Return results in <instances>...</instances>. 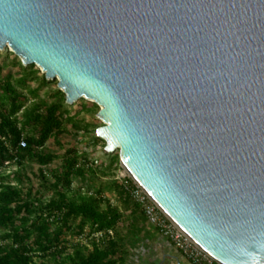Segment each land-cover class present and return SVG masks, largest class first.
Returning <instances> with one entry per match:
<instances>
[{
	"label": "water",
	"instance_id": "obj_1",
	"mask_svg": "<svg viewBox=\"0 0 264 264\" xmlns=\"http://www.w3.org/2000/svg\"><path fill=\"white\" fill-rule=\"evenodd\" d=\"M217 264H264V0H0V51Z\"/></svg>",
	"mask_w": 264,
	"mask_h": 264
},
{
	"label": "trees",
	"instance_id": "obj_2",
	"mask_svg": "<svg viewBox=\"0 0 264 264\" xmlns=\"http://www.w3.org/2000/svg\"><path fill=\"white\" fill-rule=\"evenodd\" d=\"M0 57V264H133L158 232L131 199L128 180L110 178L121 168L119 153L98 163L61 142L78 136L104 142L81 116L98 106L84 99L68 105L57 88L42 98L50 82L35 65L6 52ZM8 65L18 72L4 74ZM51 140L62 154L45 151ZM31 163L39 166V185L24 190L30 178L22 167ZM9 165L21 170L8 172ZM99 232L103 237L94 238Z\"/></svg>",
	"mask_w": 264,
	"mask_h": 264
},
{
	"label": "rangeland",
	"instance_id": "obj_3",
	"mask_svg": "<svg viewBox=\"0 0 264 264\" xmlns=\"http://www.w3.org/2000/svg\"><path fill=\"white\" fill-rule=\"evenodd\" d=\"M4 52H6L7 54H13L9 48H7L4 51H0V54H4ZM0 60H2L1 57H0ZM36 68H38V67L36 66ZM38 69L40 71V75L44 76V73H42L41 69L40 68H38ZM7 72L16 73V72H18V68L14 67L12 65H8L4 71V74H6ZM31 87L35 88L36 84L31 83ZM55 88H57V80L51 81L47 88L42 89L40 91V96L42 98L45 97L48 92L53 91ZM86 102L92 103L91 101H86ZM30 104H32L31 101L28 103V105H30ZM73 110H77V106H75ZM99 111H100V107L98 106L97 109L92 108L91 113L90 112H83L81 114V116L85 119L86 122L93 124L94 125L93 127L95 129H98L101 126H103V123L97 118V114ZM61 142L66 147L77 145L80 151H82V152L86 151L89 154V156L98 163L107 161V155L105 154V149H104L105 148L104 142H98V143H96V145H93L92 142L89 140V138L82 140V138L80 136H78L76 139L75 138H73V139L72 138L71 139L70 138H63L61 140ZM45 151L49 152V153L58 154V155L62 154V152H63V151L59 150V147L57 145H55L52 140L46 144ZM116 152H118V151H115L114 153H116ZM59 164H60V162H59V160H57L49 168H51V169L56 168L57 166H59ZM17 170L20 171L21 168H18L15 165H9L8 166V172H16ZM22 170L30 178V181L24 185V187H23L24 190H26L27 188L37 189L38 185H39V181L37 178V175L39 174V166L35 163L25 164L24 167H22ZM123 174H124L123 169L118 168L115 171V173L113 174V177H110V178H112V179L118 178ZM100 176L101 175L99 174V176L97 177L98 178L97 182L99 180H101L99 178ZM78 186H81L80 181H76L74 183V187H78ZM44 193H45V195L48 194V192H46V191ZM83 239H84L85 243L89 246V240H87V238H83ZM138 252H139V255L134 260L133 264H160V262H161L162 253L153 254L150 251L147 252V250H145V248H141V250H138Z\"/></svg>",
	"mask_w": 264,
	"mask_h": 264
},
{
	"label": "built area",
	"instance_id": "obj_4",
	"mask_svg": "<svg viewBox=\"0 0 264 264\" xmlns=\"http://www.w3.org/2000/svg\"><path fill=\"white\" fill-rule=\"evenodd\" d=\"M20 146L25 147L23 140H21ZM123 172L124 174L117 179L128 180L125 188L131 199L140 207L148 224L160 236L171 242L190 264H217L207 252L197 245L162 211L149 194L124 169ZM109 234L112 235V232L110 231ZM102 237L103 233L101 232L94 235L96 239H101Z\"/></svg>",
	"mask_w": 264,
	"mask_h": 264
},
{
	"label": "crops",
	"instance_id": "obj_5",
	"mask_svg": "<svg viewBox=\"0 0 264 264\" xmlns=\"http://www.w3.org/2000/svg\"><path fill=\"white\" fill-rule=\"evenodd\" d=\"M147 242L148 247L145 248L147 252L150 251L153 254L162 253L160 264H190L174 245L160 236L159 233L153 240Z\"/></svg>",
	"mask_w": 264,
	"mask_h": 264
}]
</instances>
